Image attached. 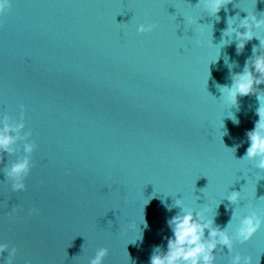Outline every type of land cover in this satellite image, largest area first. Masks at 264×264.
I'll list each match as a JSON object with an SVG mask.
<instances>
[{"label": "water", "instance_id": "1", "mask_svg": "<svg viewBox=\"0 0 264 264\" xmlns=\"http://www.w3.org/2000/svg\"><path fill=\"white\" fill-rule=\"evenodd\" d=\"M11 5L0 17V129L6 118L15 129L24 105L26 126L11 134L30 131L37 144L25 191L12 190L6 170L26 141L0 163V244L18 249L14 264H90L100 248L103 264H151L173 237L168 221L181 210L166 205L176 199L233 235L253 212L264 217V170L240 160L258 93L232 106L218 87L232 85L264 40L254 28L259 39L238 53L223 36L228 19H264V0H233L219 20L203 0ZM141 24L156 27L141 33ZM235 247L264 264V227ZM232 255L218 247L216 264Z\"/></svg>", "mask_w": 264, "mask_h": 264}, {"label": "clouds", "instance_id": "2", "mask_svg": "<svg viewBox=\"0 0 264 264\" xmlns=\"http://www.w3.org/2000/svg\"><path fill=\"white\" fill-rule=\"evenodd\" d=\"M232 2L233 0H203V6L208 13L219 20L218 13ZM11 6V0H0V17H3ZM237 21H239L238 27L235 26ZM0 27H3V25L0 24ZM155 27L153 24H141L138 30L141 33L151 32ZM262 27H264V19H260L255 14H248L243 19L239 16L230 17L228 27L223 31V36L235 37L238 41L237 50L239 53L253 38L259 39L253 29ZM222 42L227 44V40ZM261 49H264V40H261L259 48H253L254 56L249 58L243 72L233 75L232 85L230 87H218H220L227 102L232 106H238L240 96L258 93L260 107L257 109V114L259 120L256 122L255 128L247 133L250 146L245 157L240 160L255 161V166L264 170V91H261L258 87L264 84V51H261ZM229 67H232V65ZM20 107L21 122L16 125L15 129L7 123V118L4 128L0 129V163L4 160V153L11 154L13 152L12 145L16 143L17 139L22 138L26 141L24 145L25 157L6 170L8 178L12 181V190L16 192L25 191L27 188L25 181L31 173L33 167L32 154L37 148V144L29 140L32 135L30 131L24 137L11 134L12 131L20 132L26 126L27 112L24 105ZM230 117L235 123H239L234 115ZM227 199L232 204H238L240 192H232ZM166 207L169 211L172 210V207L179 208L181 211L168 221L169 226L172 228L173 237L168 240L167 251L162 253L157 248L155 254L151 257V264H216V252L220 246L233 253L229 264H253V258L236 252L235 246L237 242L240 244L248 242L264 227V217L259 213L253 212L245 217L233 235L230 234L228 229L215 226L214 219L206 216V209L194 212L191 207L185 204L183 199H176L172 206L166 205ZM37 211V209H32V213ZM236 216H238V212L235 210L234 218ZM143 223L147 227L145 220ZM229 228H231V224H229ZM6 251L9 254L5 264H14L18 249L15 247L9 249V245L6 243L0 244V258H3ZM108 254L109 250L107 248H100L94 258L90 260V264H103Z\"/></svg>", "mask_w": 264, "mask_h": 264}]
</instances>
